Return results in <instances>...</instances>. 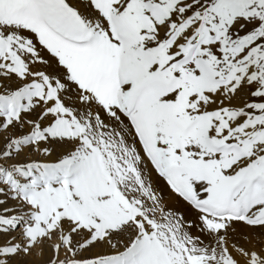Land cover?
<instances>
[{
  "label": "snow or ice",
  "instance_id": "snow-or-ice-1",
  "mask_svg": "<svg viewBox=\"0 0 264 264\" xmlns=\"http://www.w3.org/2000/svg\"><path fill=\"white\" fill-rule=\"evenodd\" d=\"M264 264V0H0V264Z\"/></svg>",
  "mask_w": 264,
  "mask_h": 264
},
{
  "label": "bare ground",
  "instance_id": "bare-ground-1",
  "mask_svg": "<svg viewBox=\"0 0 264 264\" xmlns=\"http://www.w3.org/2000/svg\"><path fill=\"white\" fill-rule=\"evenodd\" d=\"M31 260L34 261L35 264H40V261L37 259L35 255L31 258Z\"/></svg>",
  "mask_w": 264,
  "mask_h": 264
}]
</instances>
